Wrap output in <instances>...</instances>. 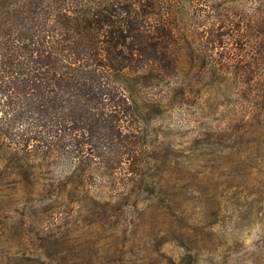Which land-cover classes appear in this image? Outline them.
<instances>
[{
  "label": "rangeland",
  "instance_id": "rangeland-1",
  "mask_svg": "<svg viewBox=\"0 0 264 264\" xmlns=\"http://www.w3.org/2000/svg\"><path fill=\"white\" fill-rule=\"evenodd\" d=\"M170 3L183 78L118 77L140 143L116 172L0 136V264H264V0Z\"/></svg>",
  "mask_w": 264,
  "mask_h": 264
},
{
  "label": "trees",
  "instance_id": "trees-1",
  "mask_svg": "<svg viewBox=\"0 0 264 264\" xmlns=\"http://www.w3.org/2000/svg\"><path fill=\"white\" fill-rule=\"evenodd\" d=\"M169 1L0 0V103L9 109L0 110V136L11 139L9 130L21 127L22 140L37 143L21 152L73 158L75 170L87 165L79 181L94 163L116 172L140 143L119 125V113H131L133 105L118 77L179 86L183 78L178 54L185 44ZM47 125L48 138L35 130ZM133 173L139 182L147 174L136 167Z\"/></svg>",
  "mask_w": 264,
  "mask_h": 264
}]
</instances>
